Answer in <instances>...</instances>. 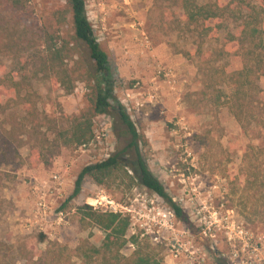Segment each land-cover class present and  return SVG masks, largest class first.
<instances>
[{
	"label": "rangeland",
	"instance_id": "374dc122",
	"mask_svg": "<svg viewBox=\"0 0 264 264\" xmlns=\"http://www.w3.org/2000/svg\"><path fill=\"white\" fill-rule=\"evenodd\" d=\"M86 3L97 39L109 55L115 96L146 136L144 159L188 217L178 219L179 242H191L214 259L216 252L231 254L224 229L228 218L264 233V134L256 126L242 129L230 108L217 104L218 93L207 75L215 74L214 82L223 70L240 66L237 58L216 62L213 54L222 48L227 32H239L240 21L226 20L224 30L204 40L198 28L186 24L180 0ZM250 4L259 10L264 0ZM64 9L66 0H29L24 10L14 13L0 7V58L15 71L28 66L23 94L29 93L28 101L4 103L5 111L0 107V252L8 253L0 264H32L54 242L67 248L57 264H108L102 254L89 262L79 255L82 242L101 247L106 236L99 227L85 225L79 208L105 211L112 203L125 206L137 199L141 205L147 198H161L171 207L138 180L129 187L128 181L98 185L86 177L80 194L70 199L81 170L122 150L127 139L111 116L101 114L94 118L95 138L87 145L53 144L70 116L93 109L94 82L83 77L87 47L74 39L69 16L66 25L59 24L56 13ZM43 29L60 32L71 42L65 68L73 92L56 83L54 74L36 72ZM260 82L264 86V78ZM220 86L230 94V87ZM3 89L0 98L5 102L9 94ZM184 231L189 235L183 240ZM145 239L163 248V264L184 260L140 237ZM20 249L19 257L12 256ZM135 250L129 242L122 254L131 257Z\"/></svg>",
	"mask_w": 264,
	"mask_h": 264
},
{
	"label": "trees",
	"instance_id": "16d2710c",
	"mask_svg": "<svg viewBox=\"0 0 264 264\" xmlns=\"http://www.w3.org/2000/svg\"><path fill=\"white\" fill-rule=\"evenodd\" d=\"M28 2L29 0H0V7L7 13H14L24 10ZM250 2L251 0H205L204 2L180 0V5L184 11L186 24L198 28L204 40L211 33L216 35L220 30H224L226 20L240 21L239 32H227L222 48L213 53L216 62L230 56L239 59L240 66L231 72L223 70L218 80L214 82L211 81L214 80L212 77H215V74H207L210 76L209 85L214 86L218 93L215 98L217 104L228 106L242 129L247 131L251 126H256L264 134V86L260 82L264 78V7L257 10ZM245 4L247 5L244 7ZM56 16L60 25H66L69 16L74 39L86 45L88 61L83 77L88 75L94 85L91 98L92 111L70 116L67 125L58 130L53 142L54 146L71 148L87 145L95 138L94 118L101 114L111 116L117 128H120L121 135L127 139V144L122 150L81 170L70 199L80 194L86 177L92 178L98 185H107L118 180L121 183L128 181L129 187L138 180L141 185L165 199L179 219L188 220L183 208L174 201L144 159L142 146L148 143L146 136L139 131L126 107L115 96V80L109 55L102 49L97 39L88 15L86 0H66V9L57 11ZM38 35L42 46L39 52L40 66L36 72H47L48 77L54 74L56 83L67 85L68 92H73L71 76L65 68L71 51V42L60 32L43 29ZM27 67L25 66L22 71L9 69L0 58V88L8 89L6 92L9 94L5 102L0 98V107H3L4 111L6 110L2 105L4 103L29 100V93L23 94L24 82L28 81ZM32 67L35 69L37 62ZM20 74L23 78L18 80ZM223 83L230 87V94H225L223 87L220 86ZM48 143L50 145V142ZM40 154L45 162H50L47 154L44 155L41 151ZM245 161H248V157ZM130 170H133V174ZM78 213L81 214V220L85 225L99 227L106 234L101 247L90 245L88 241L79 245V255L85 262H89L95 254H102L109 259L108 264H163L162 247L153 246L147 239L140 240L139 236L128 237L129 217L119 213L99 211L90 205L79 208ZM45 238L42 234L41 239ZM129 242L136 245L131 257L122 254L123 248ZM66 250L65 246L54 242L32 264L62 263V256ZM22 253V249L16 250L13 251L12 256L19 257ZM7 255L8 253L0 252V258ZM217 260L220 264H227L226 260H222L219 256Z\"/></svg>",
	"mask_w": 264,
	"mask_h": 264
},
{
	"label": "built area",
	"instance_id": "2783aa9c",
	"mask_svg": "<svg viewBox=\"0 0 264 264\" xmlns=\"http://www.w3.org/2000/svg\"><path fill=\"white\" fill-rule=\"evenodd\" d=\"M140 203L137 199L125 206L112 203L105 212L129 217V231L134 236L148 237L153 243L166 246L174 258H184L180 264H220L218 256L226 260L227 264H264V233L251 231L245 225L228 218L224 229L232 246L231 254L226 256L216 252L215 258L209 259L203 250L191 242H179L180 232L176 227L179 218L172 207L163 204L161 198H147ZM181 235L184 240L189 234L184 231Z\"/></svg>",
	"mask_w": 264,
	"mask_h": 264
}]
</instances>
